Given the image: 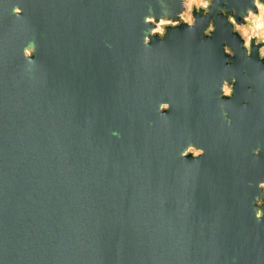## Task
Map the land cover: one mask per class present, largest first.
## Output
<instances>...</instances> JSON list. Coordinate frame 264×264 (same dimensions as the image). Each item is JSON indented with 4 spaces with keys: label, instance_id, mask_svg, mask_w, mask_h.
<instances>
[{
    "label": "water",
    "instance_id": "obj_1",
    "mask_svg": "<svg viewBox=\"0 0 264 264\" xmlns=\"http://www.w3.org/2000/svg\"><path fill=\"white\" fill-rule=\"evenodd\" d=\"M186 1L0 0V264H264V0Z\"/></svg>",
    "mask_w": 264,
    "mask_h": 264
},
{
    "label": "rangeland",
    "instance_id": "obj_2",
    "mask_svg": "<svg viewBox=\"0 0 264 264\" xmlns=\"http://www.w3.org/2000/svg\"><path fill=\"white\" fill-rule=\"evenodd\" d=\"M202 4V0H187L186 1V11L184 14V18L186 21L192 23L193 22V16L192 11L195 6H200ZM254 22V28H250L247 26H242L238 30L242 34L244 38H249L252 35H258L259 38L264 37V17L261 22H258L255 18H252ZM226 92H231V88L226 86L225 88Z\"/></svg>",
    "mask_w": 264,
    "mask_h": 264
},
{
    "label": "flooded vegetation",
    "instance_id": "obj_3",
    "mask_svg": "<svg viewBox=\"0 0 264 264\" xmlns=\"http://www.w3.org/2000/svg\"><path fill=\"white\" fill-rule=\"evenodd\" d=\"M188 22V21H187ZM190 23V22H189ZM229 87V86H228ZM231 88V87H230ZM225 93L227 94V95H231L232 94V88H231V92H229V93H227L226 92V90H225ZM167 109L169 108V107H166Z\"/></svg>",
    "mask_w": 264,
    "mask_h": 264
}]
</instances>
